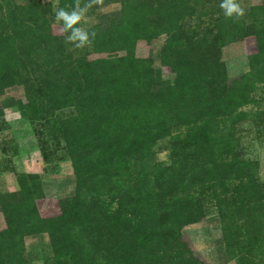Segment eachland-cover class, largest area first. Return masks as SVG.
I'll list each match as a JSON object with an SVG mask.
<instances>
[{"label": "trees", "instance_id": "trees-1", "mask_svg": "<svg viewBox=\"0 0 264 264\" xmlns=\"http://www.w3.org/2000/svg\"><path fill=\"white\" fill-rule=\"evenodd\" d=\"M201 1L104 0L124 6L116 21L93 25L90 46L120 54L88 58L70 51L40 16L41 0H0V96L25 88L28 118L65 142L77 182L61 213L44 217L34 198L39 175H19L21 198L0 229V264H30L26 238L36 234L49 236L44 264H202L182 231L211 205L237 264H264V182L255 163L214 135L217 120H243L241 108L264 82V0L239 20L216 3L214 22L190 26L208 16ZM71 3L59 0L60 7ZM164 33L166 84L135 51L137 38ZM246 35L257 36L259 50L251 71L230 80L220 52ZM65 109L72 113L63 116ZM186 124L185 137L171 138L173 163L149 164L148 146Z\"/></svg>", "mask_w": 264, "mask_h": 264}, {"label": "rangeland", "instance_id": "rangeland-1", "mask_svg": "<svg viewBox=\"0 0 264 264\" xmlns=\"http://www.w3.org/2000/svg\"><path fill=\"white\" fill-rule=\"evenodd\" d=\"M29 0H18L25 4ZM220 0L201 1L202 8L208 10L205 18L195 17L188 25L195 26L214 22L217 18L211 9ZM250 14L252 7L262 0H238ZM202 3L204 5H202ZM59 6V0H41L38 13L50 22L53 32L61 33V25L55 20L53 5ZM38 6V5H37ZM123 2H112L99 9H91L86 27L101 23L109 25L116 21L123 8ZM199 21V22H198ZM168 33L149 40L145 37L136 39V55L152 60L158 82L166 84L171 78V69L162 62V51L168 40ZM67 48L75 55L86 54L88 58L117 57L119 51L96 52L92 46L84 49ZM259 50L256 35H246L237 42L224 47L220 56L226 63L229 79L241 78L251 71V55ZM254 100L241 108L243 120L233 125L225 119L215 123V138L228 139L229 146L236 150L242 160L255 163L256 175L264 182V82H259L253 93ZM5 115L0 119V229L5 225L4 213L11 210L14 203L21 198L19 175L23 172L39 175L41 192L35 195L38 209L42 216L52 217L61 213V201L75 194L76 175L64 141L52 140L43 122H32L25 107L26 90L16 85L0 96ZM72 109L62 111L63 116L72 113ZM145 121V119H144ZM188 124L171 129L169 135L158 139L148 146L149 164L165 167L173 161L171 155V138L174 134L185 137ZM230 137V138H229ZM228 147V146H227ZM183 239L193 250L202 264H237L227 251L223 235L222 221L216 207L209 206L207 215L197 223L183 228ZM27 254L30 264H44V256L50 251L48 234H36L26 238Z\"/></svg>", "mask_w": 264, "mask_h": 264}, {"label": "clouds", "instance_id": "clouds-1", "mask_svg": "<svg viewBox=\"0 0 264 264\" xmlns=\"http://www.w3.org/2000/svg\"><path fill=\"white\" fill-rule=\"evenodd\" d=\"M104 4V0H72L63 7L53 5L55 20L61 25L64 42L74 49L89 47L97 37V32L86 27L87 17L93 7ZM220 9L228 19L239 20L244 17L245 9L238 0H220Z\"/></svg>", "mask_w": 264, "mask_h": 264}]
</instances>
